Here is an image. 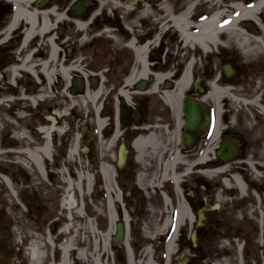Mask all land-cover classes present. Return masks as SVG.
<instances>
[{"label":"flooded vegetation","instance_id":"obj_1","mask_svg":"<svg viewBox=\"0 0 264 264\" xmlns=\"http://www.w3.org/2000/svg\"><path fill=\"white\" fill-rule=\"evenodd\" d=\"M163 1L170 6L171 0H35L34 7L48 14L51 29L48 36L35 33L25 39L27 27L24 22H19L9 29L17 10V0H0V99L2 93L10 92L26 95L28 98L34 96V111H38L42 103L51 96L48 92L80 90L87 94L99 90L97 104L104 115L108 116L100 136L104 139L109 132L112 134L117 130L120 121L122 124V120H129L127 128L120 130L118 138V144L121 137H124L128 146L127 161L122 168L116 170L115 177L117 186L123 189V197L113 200L112 204L118 218L121 219L125 212L129 215L133 228L130 227L126 234L131 253L125 250L126 258L125 254L117 253L118 260H126L129 264L130 258H133L134 264H142L143 261L146 264L147 261L155 260L157 264H207V259L216 253L217 244L214 243L213 237L219 234L215 229L219 220L215 216L224 208L223 203L219 204L216 199L214 204L208 207L210 191L213 190L216 197L221 188L220 191L224 190L226 183V213L238 220L237 225L229 222L228 230L220 233L227 238L228 251L231 249L232 253L235 250L238 252L236 259L227 254V264H236V261L237 264H264V0H215L213 10L212 5H203L211 0H177L181 5L177 9L170 6L173 13L180 15L192 8L189 17L195 25L219 11L222 12L219 20L221 26H227L232 19L237 18V24L258 41L252 40L254 44L248 49H240L233 39H229V47L224 43L229 35L222 32L217 44L210 49V54L195 48L187 50L178 46L175 53L178 54L177 58L172 57L170 48L165 43V37L170 35L165 32L168 28L160 31L163 17L160 4ZM237 6L245 10L240 19ZM144 7L150 8L147 16L143 13ZM158 32L157 44L150 46L146 52L150 61L149 73L146 76L137 74L128 84V78L139 70L136 64L138 53L134 45L151 43ZM192 58L191 83L183 99L202 98L205 94L212 108L214 121L210 132L203 136L195 147L186 148L180 143L178 151L182 156H191L184 157V161L194 164L202 152L203 142L202 146L211 145V155L209 164H194L188 173L183 163L171 169L180 175L178 188L191 211L197 213L194 219L200 218L204 212L211 223L197 228L201 239H197L195 245L190 240L183 252L180 237L186 233L188 225L184 223L181 231L175 228V219H171L169 226L164 225L168 204L162 195H166L170 201L171 217L177 208L173 184L162 180L163 175L160 178V174L155 171L157 166L160 169L163 167L161 164L164 152L158 156L155 169L142 170L140 165L147 167L148 160L139 161L133 143L139 137L154 134L160 144H164L163 139L167 138V133L176 130V120H171L172 108L163 101L160 93L153 92V87L158 76H161L163 80L157 84L160 89H172L184 66ZM172 60L178 63H170ZM43 63L53 72L51 80L44 72ZM63 69L68 77H65ZM198 72H201V79L197 75ZM168 75H171V79L164 80ZM220 77H226L228 80L229 91L221 101L220 107H217L209 96L212 81ZM197 80L203 93L195 91ZM123 89L130 91L128 98L121 94ZM256 97L259 100L258 105L253 103ZM125 101L129 106L128 110L125 108ZM44 107H50V104H44ZM118 109L119 116H116ZM120 109L123 110V116ZM29 117L30 120L33 118L32 115ZM37 119L41 121V114L38 112ZM217 127L218 137L214 139ZM35 128L29 130L32 135L30 139L18 141L20 139L13 137L14 134H10L13 139L6 135L9 142L7 147L0 144V154L3 153L5 158L10 159L15 157L12 153L18 156L24 154L25 150L35 148V143L41 145V141H38L41 139L38 133L40 129ZM180 129L183 132V122ZM33 131L37 132L38 137L33 136ZM85 133L86 131L84 136ZM223 137L237 140L239 147L238 153L225 161L218 155ZM94 139L92 133L91 142H94ZM116 143L117 141L115 145ZM91 144H88L90 151ZM117 150L118 145L116 153ZM207 170L212 171L211 175L206 174ZM219 170L222 172H218ZM146 173L151 176L148 182L145 180ZM4 184L0 176V202L3 201ZM30 201L33 202V199ZM26 204L31 205L29 199ZM195 225H192V231ZM175 230L179 236V253L170 256L168 261L162 249H158L156 241L153 245L150 241L148 243L141 240L142 245H139V236H166ZM251 235H254L253 242L247 238ZM130 236L132 237L129 238ZM85 248L84 252L73 251L75 254L71 264H96L95 260L94 263L88 260L89 255L86 252L89 247ZM189 252H192V255L187 257ZM55 253L56 250L53 249L51 260L43 259L36 264H58V256ZM20 254L21 257L25 256L23 250ZM104 254L102 251L98 255L99 264L109 262ZM13 257L10 250H0V264L33 262L31 253L28 261L21 259L18 262ZM176 257L178 259L173 260Z\"/></svg>","mask_w":264,"mask_h":264},{"label":"rangeland","instance_id":"obj_2","mask_svg":"<svg viewBox=\"0 0 264 264\" xmlns=\"http://www.w3.org/2000/svg\"><path fill=\"white\" fill-rule=\"evenodd\" d=\"M214 1L211 0L210 3H205L207 5H203L209 7L212 5L213 10L215 9L213 5ZM180 5L181 3H177V0L170 1V6H174L175 9ZM172 37L173 33L170 31V35L165 37V43L170 48L172 57L177 58L178 54L175 53L178 49V44H176L178 37ZM205 56L203 54L204 58H206ZM170 63H178V61L172 60ZM48 93L51 96L39 107L40 111H34L36 107L32 104L30 105V102L26 99L23 101L24 99L19 97L20 93H2L1 96L3 100L8 99L3 104H0V144L3 147H7V143L9 142L6 139V135L13 139L10 134L14 132H29V130L31 131L30 128L33 127L40 129L38 133L41 139L38 141H41L42 146L45 138L41 129L48 128V126H52L53 124L54 128L50 137L52 139V157L43 155L41 160L44 174L36 168L35 163L28 156L27 159L23 160V157H20L21 155L9 159L5 158L3 153L0 154V173L10 180L15 191V193H12L11 189L4 184L3 201L0 202V245L4 247L2 248L0 246V250H10V255H14L13 259L18 262L21 259L28 261L31 247L35 245L41 251H44L41 261L43 259H47L48 261L52 259L53 249L60 256V245L62 246L63 244L71 242V251L79 250L84 252L83 248L89 247L86 253L89 255L88 260L93 263L95 256L101 254L103 251L106 260L109 261L106 264H129L121 258V260H118L117 257V253L120 252L122 255L125 254L124 258H126V246L123 243L111 245L110 247L105 244L106 234L110 227L107 197L110 195L115 197L120 193H118L119 187L115 186L112 173H110L109 180H107L103 177L100 167L106 166L111 172L114 171L118 140L116 145L115 143L110 145L112 134H107L104 139L102 138L100 140L97 138L95 142H91L92 133L97 129V125L94 120V107L92 106L94 102L85 99V101H88L85 104L83 100L86 98L85 93L80 90L75 92L59 90L58 92ZM44 104H50V107H44ZM125 108L127 110L129 109L128 104L127 106L125 105ZM37 112L41 114L40 122L37 119ZM31 115L33 118L30 120L29 116ZM102 115H104L103 110ZM50 118L56 120H52V123ZM103 119L108 121V116L104 115ZM171 120H175L174 113L172 114ZM128 121L124 120L123 125L120 121L117 128L119 129V133L120 130L122 131L127 128L126 124H128ZM83 128H86L85 136L81 130ZM77 134L80 135V145L81 143L82 145L92 143L91 151L85 154V156L83 155V158L80 150V154L71 159L68 158V151ZM33 136L38 137V134L33 133ZM22 139L23 137L18 141ZM171 139L173 141L169 144L174 143L179 146V142L176 140V132L170 130L167 133V138L163 139L164 144H160L161 146L158 148L159 151L164 152V158L161 164L163 167L166 166V162L171 160L172 152L170 151L176 147V145L172 144L166 148V144ZM3 141L5 143H2ZM34 145L36 146L37 143ZM183 157L191 158L188 155H184ZM146 159L148 160L147 167L140 165L142 170L155 169L157 158L151 153ZM163 167L160 169L157 166L155 169L156 173L158 172L160 174L158 175L160 178L163 175ZM169 173L171 174V172ZM146 175L145 180L148 182L151 176L147 173ZM88 180H90V186L87 185ZM162 180L172 183L170 178H162ZM68 181L75 185L74 188L68 189ZM78 182L83 186V195H81L79 189L76 187ZM174 186L173 184V194L178 203L179 200L177 199L179 196L177 195L179 189H176V186ZM66 195L72 196L74 199L72 206L64 204V200L70 199ZM181 198L183 197L181 196ZM209 198L208 207L214 204L215 199L217 200V197L213 194V190L210 191ZM28 199L31 203L30 206L26 204V200ZM30 199H33V202ZM227 199V195L225 196L224 194L223 199L220 201L224 205L223 211L217 213L215 216L219 220V225L215 228L219 234L213 237L214 243L217 244L216 253L207 259V264H214L217 259L225 260V264H227V260H229L227 254H230L235 259L237 258L238 252L235 250L232 253L231 249L228 251L227 238L220 235V233H225L228 230L229 222H234V225L238 224L236 217L231 218L226 213L225 207L227 205ZM79 210L80 213L78 212ZM171 212V206L168 205L165 213L169 216ZM207 212L209 213V211ZM210 212L213 213L212 211ZM130 224L131 226L129 225L128 228L130 229L131 227L132 229V222ZM112 227H114V224ZM53 228L55 229L54 231L52 230ZM192 228L193 226L186 228V233L180 237L182 243L181 251H184L185 247L190 243ZM206 229L209 231V226ZM49 231L53 233L51 235L52 242H49L50 237L47 233ZM139 237V245H142L141 240H146L148 243L152 242L153 245H155L156 241L158 249L159 247L160 249H165L166 237H150L148 235L146 237ZM152 238H154L153 241ZM247 238L251 242L254 241V235ZM197 239L200 240L201 237L198 235ZM21 250L24 252V257H21ZM191 255L192 252H189L187 257ZM176 259L178 258L176 257L173 260L176 261ZM155 261L154 264L156 263ZM137 264L141 263L137 262ZM142 264H145V262L143 261Z\"/></svg>","mask_w":264,"mask_h":264},{"label":"bare ground","instance_id":"obj_3","mask_svg":"<svg viewBox=\"0 0 264 264\" xmlns=\"http://www.w3.org/2000/svg\"><path fill=\"white\" fill-rule=\"evenodd\" d=\"M34 1L35 0H17V10L9 26V29H11L17 23L24 22L27 27L25 30V35H26L25 39H28L35 33L48 36L49 35L48 33L51 29V24L48 18V14L44 11H39L36 7H34ZM160 7H161V11L163 12V17L161 18L162 24L160 27V31H165L167 28H168V31H165V32L170 33V31H172L173 33L172 38L178 37L179 41L176 42V44H178V46L182 49L186 48L187 50H189V48H195L197 51L208 52L207 54H210L211 53L210 49L213 48L217 44L218 42L217 40L219 39V36L221 35L222 32H227L228 33L227 35H229V38L226 39V41L224 42L229 47H231L229 39H233L234 43L240 49H248L252 44H254L252 40L257 41L253 35L247 34L244 31V29L237 24V21H238L237 18L232 19V22H230L227 26H221L219 24V20H220L222 12L217 11L213 13V15L209 16L206 20L195 25L190 20V17H189L192 8L185 10L178 16H173V9H171V7L169 6V4L166 3V1H163L160 4ZM149 10H150L149 7H144V10H143L144 15L147 16L149 14ZM237 11L239 12V15H240L239 19L242 18L243 15L245 14L244 8H242L241 6H237ZM158 35H159V32L157 33V35L156 34L154 35L151 43H148V42L145 44L136 43L134 45V48L136 52L138 53L136 64L137 66H139V70L133 73L134 76H131L128 78V81H127L128 84H130L133 81V79L136 78L137 74L146 76L149 73L150 61L147 59L146 52L150 46H154L157 44L158 37H159ZM54 55H55V51L52 53V58H54ZM192 64H193V58L188 63H186L182 74L178 77L177 81H175V84L172 89H168V90L160 89V86L157 84H159V82L163 80V77L161 76H158L157 82L153 87V92L155 94L160 93L163 101L167 103L173 109L174 117L176 118V124H177L176 130H175L177 141H179V138H180V134H181L180 128H181V123L183 122L182 116H181L182 100H183L185 93H187V90L191 83L190 66H192ZM43 69L48 79L51 80V77L53 76L52 74L53 72L52 70L47 68L46 63H43ZM64 70L65 69H63V72L66 77L67 72ZM197 75L201 79V72H198ZM217 78L213 80L211 83V92H210L209 98H212L216 106L220 107V103L226 96L229 89L227 86L228 80L226 79V77H220L219 79ZM165 79L170 80L171 79L170 75L165 76L164 80ZM99 94H100L99 90L95 92H88L85 95L86 98H84L83 100L85 101V99H89L90 101L94 102V104L92 105L94 107L93 109H94V114H95L94 120L97 125L98 131L99 130L101 131L103 127L106 125L107 121L103 119V116L100 113V107L98 104H96L97 103L96 99L98 98ZM121 94L125 98H128L130 91L127 89H123L121 91ZM19 97L24 100L25 99L29 100L30 105L32 104V99H34V98H28L26 95H20ZM203 97L205 101L208 100L206 95H204ZM5 100L6 99L4 100L0 99V104H3ZM86 103H88V101H85V104ZM253 103L255 105L259 104V100L257 97L254 98ZM1 118L3 117L1 116ZM50 119L52 123H53L52 120H56L52 118ZM53 128H54V124L52 126H48V128L41 129L42 133L44 134V138H45V142L44 144H42V146L36 145V147L33 148L32 150H25L24 154L18 155V156L21 155L20 157H23L22 158L23 160L27 159V156H28V158H30V160H32V162L35 163V166L38 168V170L42 174H44L42 162H41L43 155L46 157L52 156V153H51V147H52L51 140L52 139L50 137H51ZM218 132H219V128L217 127L215 131L214 139L218 137L217 136ZM33 133L37 134L36 131H33ZM13 134H14L13 137L18 138V139H20L21 137H23V139L32 138L30 131L29 132L24 131L22 133L14 132ZM118 137H119V131L117 130L114 136L112 137V139L110 140V145H113L112 143H115L118 140L117 139ZM79 141H80V135L77 134L71 147L69 148L68 158L73 159L76 155L80 154L81 146H80ZM172 141L173 139H171L166 144V148L169 147V145L174 144V143L169 144ZM159 146H161L160 141L158 137L154 134H149L147 136L139 137L133 143V147L136 149V152H137V157L139 161L141 162L143 161V159H146L147 156L151 155V153L153 154L154 157L158 158V156L161 155V151L158 150ZM210 148H211V145H208L204 149V151L198 155L197 159H195L193 163L196 165L198 164L202 166L209 164V157L211 155ZM171 151H172L171 160L165 163L166 166H164L165 171L163 172V176L165 178H170L176 185V189H178L177 186L179 185V182H180V176L174 173L170 174L168 169L171 167L173 168L175 166H178L180 163H183L185 164L186 171L188 173L194 164L184 161V157L179 153L177 145ZM12 155L16 156L15 153H12ZM101 172L103 176L105 177V179L107 180H109L110 173H113L106 166H102ZM205 172L206 174L211 175L212 171L207 170ZM218 172H222V171L219 170ZM5 181L7 182V187L11 189L12 193H15L10 180L7 177H5ZM81 183H82V179H81ZM87 185L89 186L91 185L90 180H88ZM225 185L226 183H224V190L219 191L216 195L217 201L219 204H220L221 199H223V195L225 194V191H226ZM74 186L75 185H73L70 181H68V189L72 187L74 188ZM76 187L79 189L81 195H83V189H82L83 186H81L80 182L77 183ZM118 195H116L115 197L110 196L109 198L108 216L111 222V226H110L109 232L106 234V239H105L106 246L109 245L108 238L114 230L112 225L117 220V215L112 207V200L118 199ZM66 196L70 199L64 200V204L68 206H72V202H74V199L72 198V196H68V195ZM177 196H179L177 199L179 200L178 201L179 204H177V209H176L177 211H176L175 217L174 215L172 217L173 219H175V222H176L175 228L181 231L182 225L184 223L185 225L193 224L194 218L197 215V213L194 211H191L187 201L181 198L182 195L179 190H178ZM165 201L167 204L170 202L168 199H165ZM78 212L80 213V210ZM203 213H202L203 215L202 223L203 225L205 224L209 225L211 223L210 219L207 218L206 215ZM170 221H171V216L169 215L165 218L164 225L169 226V224L171 223ZM177 230L173 232L172 236L170 237L169 241L166 244V250H167L168 256H173L175 254V248H176L175 242H176L178 231H179ZM47 233H48V236L50 237L49 242H52L51 235H53V233L50 231ZM197 234H198V231L196 229L195 238H194L195 242H196ZM71 247H72L71 242H68V244H63L61 246L62 252L60 256L55 253L56 256H58V259H57L58 264H71V259L75 254L73 251H71ZM43 252L44 251H41L35 245L31 248V255L33 259L32 264H36V262L41 261L40 259L42 258ZM95 262L96 264H99L98 255L95 256ZM130 264H134L133 258H130ZM146 264H154V263H152L151 261H147ZM214 264H225V260L217 259Z\"/></svg>","mask_w":264,"mask_h":264},{"label":"water","instance_id":"obj_4","mask_svg":"<svg viewBox=\"0 0 264 264\" xmlns=\"http://www.w3.org/2000/svg\"><path fill=\"white\" fill-rule=\"evenodd\" d=\"M198 82V81H197ZM196 82V90H199ZM183 114L185 117V132L182 136V142L187 147H191L198 140L199 136L205 133L211 124L212 114L210 107L203 101L185 98L183 101ZM238 152V143L236 140L223 139L219 156L222 159H228L235 156ZM128 149L124 142L119 146L118 150V167H123L126 163ZM201 224V219L198 221ZM124 234L123 223L118 222L116 225V234L113 237V242L122 240ZM195 232L192 234L194 239Z\"/></svg>","mask_w":264,"mask_h":264}]
</instances>
